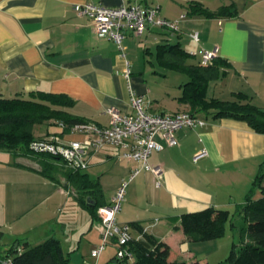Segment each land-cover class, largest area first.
Listing matches in <instances>:
<instances>
[{
	"label": "crops",
	"instance_id": "obj_1",
	"mask_svg": "<svg viewBox=\"0 0 264 264\" xmlns=\"http://www.w3.org/2000/svg\"><path fill=\"white\" fill-rule=\"evenodd\" d=\"M86 2L111 7L122 0H0V97L25 98L32 91L65 94L73 101L65 109L99 125L107 124L111 107L132 111L131 91L144 95L151 113L187 109L178 101L187 76L158 69L148 57L155 54L158 44L167 42L166 31L152 26L142 35H127L122 56L112 40L98 37L89 19L73 10L75 3ZM141 2L157 6L165 18L178 20L180 31L170 43L178 42L192 54L216 49L217 56L228 63L221 70L224 75L209 82L207 97L234 100V94L240 92L264 107V0ZM191 2L209 10L231 6L236 15L190 14ZM194 32L198 41L191 37ZM198 60L196 56L188 62ZM147 68H152L149 76ZM169 75L173 81L167 80ZM199 115L205 119L204 125L178 129V145L150 154L148 161L160 169L159 177L142 169L127 182L116 219L129 225L132 239L145 234L167 243L180 260L197 257L210 264L201 247L220 238L188 240L180 227V215L209 206L232 209L243 202L242 193L264 171V133L253 131L244 120ZM33 132L36 137L56 133L64 140L84 137L81 132L64 130L54 120L35 125ZM157 141L162 139L157 137ZM201 149L205 154L194 160ZM119 151L105 145L92 153L82 170L98 182L100 203L107 204L139 166L136 161L118 158ZM39 170L35 158L0 150V254L16 240L35 244L54 236L71 264L76 260L96 264L90 251L100 239L97 215L91 218L63 175L50 179ZM94 203L87 197V205ZM229 230L226 223L224 234ZM107 248L112 252L103 255ZM104 251L98 264L115 259L114 242Z\"/></svg>",
	"mask_w": 264,
	"mask_h": 264
},
{
	"label": "trees",
	"instance_id": "obj_2",
	"mask_svg": "<svg viewBox=\"0 0 264 264\" xmlns=\"http://www.w3.org/2000/svg\"><path fill=\"white\" fill-rule=\"evenodd\" d=\"M190 14H203L206 17H231L236 15L231 6H221L209 10L199 2L189 3ZM167 33V31H166ZM167 42L155 48L156 63L167 70L185 74L187 80L181 85L180 103L187 105L191 114L212 117H231L244 120L249 127L264 133V107L249 101L243 93H235L234 100L207 97L210 81L224 75L225 59L215 56L209 63L199 60L190 63L196 57L184 50L178 42L170 43L173 35L166 34ZM73 101L65 94L32 91L28 97H0V150L16 155L35 158L40 166L39 172L47 178L63 175L77 192L83 206L87 207L91 218L96 216L101 191L96 180L90 179L80 169L69 167L60 157L44 151H37L31 143L45 136L36 137L35 125L54 120L64 130H70L75 124L88 122L87 119L69 112L67 107ZM264 171H259L253 186L246 193L243 202L232 209L206 207L199 211L180 215V227L191 241L218 238L224 234L226 223L234 233V240L228 255L218 264H264V185L261 184ZM259 193V194H257ZM87 197L94 199V205H87ZM143 237L149 243L145 247L137 240H130L134 253L132 264H209L206 260L194 257L188 261L180 260L172 254L171 247L162 241H154L147 235ZM16 244V245H15ZM10 259V264H71L69 256L63 253L60 241L50 236L35 244L16 240L4 254H0V264ZM118 264H127L118 260Z\"/></svg>",
	"mask_w": 264,
	"mask_h": 264
},
{
	"label": "built area",
	"instance_id": "obj_3",
	"mask_svg": "<svg viewBox=\"0 0 264 264\" xmlns=\"http://www.w3.org/2000/svg\"><path fill=\"white\" fill-rule=\"evenodd\" d=\"M73 10L77 15L85 16L92 23L98 37L112 40L124 56L123 39L131 34L142 35L152 26L161 28L169 35L180 31L178 20L168 19L159 13L157 6L143 5L141 0H122L119 6H104L99 3H75ZM184 14L181 15L183 17ZM198 41L197 32L191 34ZM203 64L211 62L217 56L216 49H199L195 53ZM126 69L125 74L128 75ZM131 112H121L115 108L107 110L109 119L106 125L92 121L75 124L70 130L81 132L80 140H64L56 133H50L41 140L31 143L37 151L57 155L69 167L83 170L87 168L89 158L105 145L118 148V158L126 161H136L139 166L134 168L128 179L122 181L107 204L97 208L95 226L99 230V242L91 249L90 256L97 261L110 242H114L115 259L130 264L134 261V253L130 247V227L120 223L116 215L124 200L125 187L142 169L149 170L159 177L160 169L152 166L148 159L153 151H161L165 147L178 145L176 131L180 128H196L205 124V119L188 111L151 113L147 110V99L131 91ZM62 126V124H58ZM157 137L162 142L157 141ZM205 149L198 151L197 157L204 155ZM10 259L2 264H10ZM96 263V262H95Z\"/></svg>",
	"mask_w": 264,
	"mask_h": 264
},
{
	"label": "rangeland",
	"instance_id": "obj_4",
	"mask_svg": "<svg viewBox=\"0 0 264 264\" xmlns=\"http://www.w3.org/2000/svg\"><path fill=\"white\" fill-rule=\"evenodd\" d=\"M172 40H174L173 38L171 39V41ZM122 43H124V41L122 42ZM153 50V49H152ZM148 57H149V59H151V60H153L155 63H156V59H155V54H154V52L150 55H148ZM147 58V57H146ZM191 59V58H190ZM146 61V60H145ZM189 62H191V61H189ZM149 65V64H148ZM148 65H146V67H148ZM157 65V64H156ZM155 67H160L159 65H157V66H155ZM151 69L152 68H147V72H146V74H147V76H149L150 74H151ZM159 69V68H158ZM153 77V76H152ZM167 80H174L173 78H172V76H168L167 77ZM166 80V81H167ZM156 81V79L155 80H153V82H155ZM255 178V177H254ZM251 187V186H250ZM248 191H249V189H248ZM240 193V192H239ZM246 193H247V191H246ZM246 193H242L243 194V199L245 198V195H246ZM241 194V193H240ZM257 194H259V193H257ZM234 233L231 231V230H229V231H227V233H225V234H223L222 236H220L219 238V240H216V241H218V242H215V243H213V244H210V245H208V244H205L204 245V247L202 248L201 247V249H203V250H205L206 252H207V254H208V256H209V261H210V264H218V262L219 261H221V260H224L225 258H226V256L228 255V253H229V250H230V247H231V244H232V240H234ZM110 252H112V249H110V248H107L106 249V251H104V253H103V255H105V254H107V253H110ZM80 254L78 253L77 254V256H79ZM87 255V254H86ZM88 259V258H87ZM90 260V259H89ZM218 260V261H217ZM98 261L99 260H97L96 261V264H98ZM76 264H79V261H74ZM214 262H216V263H214Z\"/></svg>",
	"mask_w": 264,
	"mask_h": 264
},
{
	"label": "water",
	"instance_id": "obj_5",
	"mask_svg": "<svg viewBox=\"0 0 264 264\" xmlns=\"http://www.w3.org/2000/svg\"><path fill=\"white\" fill-rule=\"evenodd\" d=\"M137 241L139 242V243H141L142 245H144L145 247H149V243L145 240V238H143V237H139L138 239H137ZM84 264H92V263H84ZM108 264H118V260H116V259H113L110 263H108Z\"/></svg>",
	"mask_w": 264,
	"mask_h": 264
}]
</instances>
